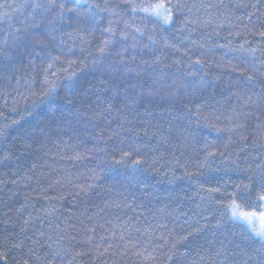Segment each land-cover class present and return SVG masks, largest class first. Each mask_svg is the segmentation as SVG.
<instances>
[{
    "label": "trees",
    "instance_id": "1",
    "mask_svg": "<svg viewBox=\"0 0 264 264\" xmlns=\"http://www.w3.org/2000/svg\"><path fill=\"white\" fill-rule=\"evenodd\" d=\"M87 4L0 0V264H264V0Z\"/></svg>",
    "mask_w": 264,
    "mask_h": 264
},
{
    "label": "rangeland",
    "instance_id": "2",
    "mask_svg": "<svg viewBox=\"0 0 264 264\" xmlns=\"http://www.w3.org/2000/svg\"><path fill=\"white\" fill-rule=\"evenodd\" d=\"M165 16L167 17V15ZM163 21L166 24L169 23V19ZM262 213H264V206L263 211L260 213H254L255 215H252V212H245L242 209L235 207L232 215L237 221L248 225L258 237L264 240V219L261 218Z\"/></svg>",
    "mask_w": 264,
    "mask_h": 264
},
{
    "label": "snow or ice",
    "instance_id": "3",
    "mask_svg": "<svg viewBox=\"0 0 264 264\" xmlns=\"http://www.w3.org/2000/svg\"><path fill=\"white\" fill-rule=\"evenodd\" d=\"M73 3H74V6L79 5V6L88 7V8L93 7L92 5L87 4V0H73ZM158 7L162 8L163 5H159ZM252 215H255V214L253 213ZM261 218L264 219V213L261 214Z\"/></svg>",
    "mask_w": 264,
    "mask_h": 264
}]
</instances>
